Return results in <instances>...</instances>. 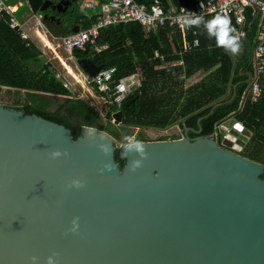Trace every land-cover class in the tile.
<instances>
[{"label":"water","instance_id":"1","mask_svg":"<svg viewBox=\"0 0 264 264\" xmlns=\"http://www.w3.org/2000/svg\"><path fill=\"white\" fill-rule=\"evenodd\" d=\"M28 1L33 13L72 5ZM77 63L91 77L105 67ZM237 95L238 86L197 130L142 142L146 158L124 147L123 168L110 133L85 127L74 139L64 125L0 102V264H47L49 256L54 264H264V165L242 154L252 134L231 118L221 135H200V122ZM113 118L121 124L122 112ZM135 160L142 164L130 171Z\"/></svg>","mask_w":264,"mask_h":264},{"label":"trees","instance_id":"2","mask_svg":"<svg viewBox=\"0 0 264 264\" xmlns=\"http://www.w3.org/2000/svg\"><path fill=\"white\" fill-rule=\"evenodd\" d=\"M65 1L72 2L65 13L54 10L40 13L43 19L46 15L51 18L44 26L56 37L72 34L75 27L89 30L96 16L88 20L78 7L73 8L77 0ZM108 1L103 0V3ZM198 1L161 0L165 8L182 6L187 9L193 8ZM253 13L254 10L249 8L248 36L237 41L239 47L236 53L225 46H219L216 35H210L208 28L194 27L199 47L193 52L179 54L174 48H177L180 36L174 39L165 31L148 36L139 23H127L99 33L96 45L101 51H95V47L90 45L85 51H75L73 56L76 59L91 58L105 67L116 66L115 81L141 69V86L131 91L121 106L115 103L108 105V117L112 119L115 112L121 111L120 125L126 129L168 131L174 126H181L197 130L198 119L204 117L215 103L230 100L238 86V95L234 101L216 107L209 117L200 122V135H210L220 124L236 118L252 134L242 154L264 165V87L258 102L254 103L248 97L245 105L242 104L249 87L246 82L248 72L253 71L252 50L257 27L255 21L250 28L254 20ZM21 33L11 27L10 16H0V88L6 87L17 92L18 96L25 90L29 101L14 106L26 113H36L64 125L72 131L74 139L82 134L85 127L102 131L108 129V133L116 140V161L123 168V145L126 142L121 143L122 137L118 131L110 130L112 124H105L101 113L84 98H68L72 94L49 69L51 64L43 65L38 71L32 70L34 64H39L43 52L32 40H24ZM229 35L234 36L232 32ZM94 88L99 91L96 86ZM57 95H64V101L52 111L47 105ZM42 99L46 102L38 101ZM173 103H179L177 109H162L164 105ZM188 135L191 138L197 136L193 133ZM174 139H177L175 135L159 137L153 141Z\"/></svg>","mask_w":264,"mask_h":264},{"label":"built area","instance_id":"3","mask_svg":"<svg viewBox=\"0 0 264 264\" xmlns=\"http://www.w3.org/2000/svg\"><path fill=\"white\" fill-rule=\"evenodd\" d=\"M77 2L80 13L86 19L92 20L94 16L96 19L89 30H80L57 39V48L68 58H72L77 50L85 51L90 45L95 47V51H101L96 45L99 33L111 27L127 25V23H139L148 36L162 31L167 32L174 39L180 36L177 48H174L179 54L195 51L200 43L194 27L207 28V24L217 16H226L229 19V28L232 29L230 32L234 34V37L246 39L248 36V9L252 8L253 16L257 22L252 52L253 72L242 104L245 105L248 97L254 103L261 98L264 87V0H199L191 9L182 6L165 8L161 0H150V2L109 0L105 3L103 0H77ZM25 3L30 8L29 1L25 0ZM2 10L9 13L11 27L20 30L24 40L30 39L22 30L20 22L11 14L10 8L0 2V11ZM36 18L41 23L43 16L39 15ZM195 19H198L197 24L187 23V21ZM188 37L192 38L188 39ZM156 54L158 55V52ZM116 72V66L104 67L94 77H87L88 82L98 88L99 91H95L99 97L102 94V98L121 106L126 96L141 86L143 75L139 69L115 81ZM56 78L62 81L67 89H70L69 83L60 73L56 72ZM73 95L72 93L69 97H73ZM112 122H116L114 118ZM171 129L175 130L176 128L172 127ZM216 130L220 134L219 126ZM231 130L232 127L227 129L225 136L219 141L221 142L226 136H229ZM162 133L160 137L167 136L166 131Z\"/></svg>","mask_w":264,"mask_h":264},{"label":"rangeland","instance_id":"4","mask_svg":"<svg viewBox=\"0 0 264 264\" xmlns=\"http://www.w3.org/2000/svg\"><path fill=\"white\" fill-rule=\"evenodd\" d=\"M5 3V6L11 7L12 5L16 4L18 5V9L15 12H11V14L20 22V25H24L30 16H32L33 13L28 5L25 3V0H2ZM77 4H74L73 8L77 9ZM28 21V20H27ZM39 37L43 41V43H46V46H43L40 43V40L34 37V40L36 43L41 47L43 51L42 57L39 59V64H34L32 67V70L38 71L43 65L51 64L49 69H51L55 75L56 72L60 73L61 76L69 83L72 90L76 93L75 96L84 98L86 101H88L95 109H97L103 118V122L105 124L111 123L113 127H110V130H117L118 133L122 137V144L125 143L124 138L125 136H132L135 137V139H145L153 141L154 139H158L163 133L161 131L153 130V129H126L122 128L121 125L117 124V122H112V119H110L107 115V112L109 110L108 104H105V102L99 98L98 94L94 91L95 97L90 95L86 89H83L82 85L78 82H83L82 77L80 76L82 72V68L77 63V59L73 56L72 58H68L66 55L62 53L60 49H56V46H52L53 42L47 39L46 36L42 35L41 32H39ZM52 38V37H51ZM65 57V58H64ZM85 83V82H84ZM89 85V86H88ZM86 87L90 88V83L85 84ZM29 101L28 96L25 90H22L19 93V96L16 93L12 92L11 90L7 89L6 87L0 88V101L3 103H9L13 105H22L25 102ZM41 102H46V100H38ZM59 101H63V98L53 97L51 99V102L49 101V105H47L48 108H50L52 111H55L58 107V104L61 103ZM18 102V103H17ZM107 125V127H109ZM108 132V129L106 130ZM167 132V136H173L175 133H178L177 130L169 129ZM148 142V141H147Z\"/></svg>","mask_w":264,"mask_h":264},{"label":"clouds","instance_id":"5","mask_svg":"<svg viewBox=\"0 0 264 264\" xmlns=\"http://www.w3.org/2000/svg\"><path fill=\"white\" fill-rule=\"evenodd\" d=\"M187 23L190 24H197L198 19L187 21ZM230 21L226 16H217L213 20H211L207 24L208 32L209 34H215L217 37V44L219 46H225L227 47L232 53H236L238 51V37L230 36L229 33L232 31V29L229 28ZM124 141L126 142L123 146L127 149L131 150L134 149L142 158H146L147 153L145 151V147L142 144L141 141L135 139V137L132 136H125ZM106 150V149H105ZM60 152L53 151L51 153L52 157H58L60 156ZM142 164V160H135L131 163L130 171H134L136 168H139ZM107 169H111V165H105ZM73 185L77 187L82 186V182L78 180H73L71 182ZM77 219L74 218L72 222V228L71 231L75 232L78 228ZM55 255V254H54ZM32 260H35L36 257H32ZM47 264H54V256H49L46 258Z\"/></svg>","mask_w":264,"mask_h":264},{"label":"crops","instance_id":"6","mask_svg":"<svg viewBox=\"0 0 264 264\" xmlns=\"http://www.w3.org/2000/svg\"><path fill=\"white\" fill-rule=\"evenodd\" d=\"M0 2H2L4 5H5V3H4V1H2V0H0ZM59 1H57V3H58ZM14 6H16L17 7V9H18V5H15L14 4ZM14 6H11V7H9L10 8V11L11 12H15V10H13V7ZM7 7V6H6ZM71 7V6H70ZM17 9H16V11H17ZM30 10H31V7L29 8ZM79 9V8H78ZM39 15H41L40 13H36V14H33L32 16H30L27 20H25L26 22L24 23V25H22V30H24L25 31V33L30 37V40H33V42L34 43H36V41L34 40V37L36 36V38H38V40H40V43L43 45V46H46V43H43V41L40 39V37L37 35V32L38 31H42L41 33H43L42 35H44V36H46L47 37V39L48 40H50L51 39V41L53 42V44H54V46H56L57 47V42H58V38H61V37H56V36H54L51 32H50V30L46 27V26H44V23H43V19L41 20V23L38 21V19L36 18V16H39ZM0 16H3L4 17V15H3V13H2V11H0ZM81 30V29H80ZM19 31V30H18ZM73 33H75V32H73ZM52 37V38H51ZM65 37V36H64ZM238 41H240V39H238ZM37 44V43H36ZM38 45V44H37ZM39 46V45H38ZM47 47V46H46ZM39 48L41 49V47L39 46ZM42 50V49H41ZM43 52V51H42ZM252 52H253V50H252ZM42 57V56H41ZM82 72H83V70H82ZM253 72V71H252ZM251 72V73H252ZM81 77H82V81L83 82H78V83H80V85H82V87H84L83 89H86V91H88L89 93H90V95H92L93 97H95V95H94V91L96 90L92 85H91V83H90V88L89 87H86L85 86V84L86 83H89L88 82V77H87V75L83 72V73H81V75H80ZM195 79H197V78H195ZM195 79H192V81L193 80H195ZM62 82V81H61ZM85 82V83H84ZM63 83V82H62ZM89 86V85H88ZM92 88L94 89V91L92 90ZM71 89V90H70ZM70 89H68L69 91H70V93L72 94H76L72 89L73 88H71V86H70ZM96 92V91H95ZM73 96H75V95H73ZM56 97H58V98H63V97H65L64 95H57ZM67 97V96H66ZM68 98H72V97H69L68 96ZM100 99H102L104 102H105V104H110V102L107 100V99H105V98H102V94L100 95V97H99ZM63 101H64V98H63ZM63 101H59V102H63ZM178 106H179V103H173V104H167V105H164L163 107H162V109H177L178 108ZM109 111V110H108ZM108 113V112H107ZM113 118V117H112ZM236 119V118H235ZM118 124V123H117ZM223 124V123H222ZM239 124H241L242 126H244V124L243 123H240L239 122ZM120 125V124H119ZM176 129H177V132L178 133H175L174 135L176 136V137H181V136H183L184 135V128H181V126H174ZM245 127V126H244ZM246 128V127H245ZM161 132H163V131H161ZM216 133H218L217 132V130L215 131ZM221 132L222 131H220V134L219 135H221ZM220 138H222V137H220ZM219 138V139H220ZM244 150V148L242 149V151Z\"/></svg>","mask_w":264,"mask_h":264},{"label":"bare ground","instance_id":"7","mask_svg":"<svg viewBox=\"0 0 264 264\" xmlns=\"http://www.w3.org/2000/svg\"><path fill=\"white\" fill-rule=\"evenodd\" d=\"M16 9H17V7H16V6H14V7H13V10H15V11H16ZM39 32H40V31H38V32H37V35L39 34ZM41 32H42V31H41ZM42 34H43V33H42ZM38 36H39V35H38ZM52 46H54V44H52ZM56 49H58V48L56 47Z\"/></svg>","mask_w":264,"mask_h":264},{"label":"flooded vegetation","instance_id":"8","mask_svg":"<svg viewBox=\"0 0 264 264\" xmlns=\"http://www.w3.org/2000/svg\"><path fill=\"white\" fill-rule=\"evenodd\" d=\"M2 102V101H0ZM3 103V102H2ZM4 105H8V106H14L13 104H9V103H3Z\"/></svg>","mask_w":264,"mask_h":264},{"label":"snow or ice","instance_id":"9","mask_svg":"<svg viewBox=\"0 0 264 264\" xmlns=\"http://www.w3.org/2000/svg\"><path fill=\"white\" fill-rule=\"evenodd\" d=\"M237 127H239V125H237Z\"/></svg>","mask_w":264,"mask_h":264}]
</instances>
